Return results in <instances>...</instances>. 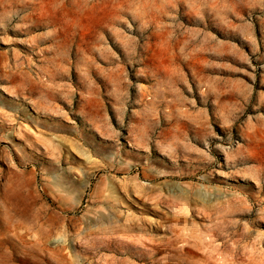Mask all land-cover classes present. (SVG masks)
Returning <instances> with one entry per match:
<instances>
[{
    "label": "rangeland",
    "instance_id": "1",
    "mask_svg": "<svg viewBox=\"0 0 264 264\" xmlns=\"http://www.w3.org/2000/svg\"><path fill=\"white\" fill-rule=\"evenodd\" d=\"M0 264H264V0H0Z\"/></svg>",
    "mask_w": 264,
    "mask_h": 264
},
{
    "label": "bare ground",
    "instance_id": "2",
    "mask_svg": "<svg viewBox=\"0 0 264 264\" xmlns=\"http://www.w3.org/2000/svg\"><path fill=\"white\" fill-rule=\"evenodd\" d=\"M23 7H24V6H23ZM31 28H33V27L27 28L25 34H26L27 32H29V30H31ZM2 30H3V29H2ZM27 34H28V33H27ZM19 35H21V33H19ZM23 35H24V34H23Z\"/></svg>",
    "mask_w": 264,
    "mask_h": 264
}]
</instances>
